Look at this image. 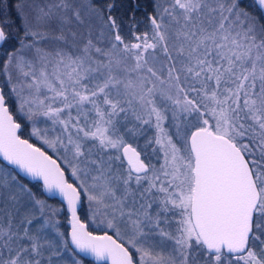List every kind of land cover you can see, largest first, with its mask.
Returning <instances> with one entry per match:
<instances>
[{"label": "snow or ice", "instance_id": "1", "mask_svg": "<svg viewBox=\"0 0 264 264\" xmlns=\"http://www.w3.org/2000/svg\"><path fill=\"white\" fill-rule=\"evenodd\" d=\"M9 7L0 264H264V0Z\"/></svg>", "mask_w": 264, "mask_h": 264}, {"label": "trees", "instance_id": "2", "mask_svg": "<svg viewBox=\"0 0 264 264\" xmlns=\"http://www.w3.org/2000/svg\"><path fill=\"white\" fill-rule=\"evenodd\" d=\"M6 2L8 3V5H10L9 8L5 9L8 21L9 22L16 21V24H14L12 27V31L15 32L16 27L19 24V21H18L17 16H16V11L14 8L15 0H6ZM133 2H134V0H116V4L118 5V7L116 10H114V14L124 18L125 20H127L129 14H130V5H132ZM138 2L140 3L141 8L139 10H137L135 14H136L137 19H142L143 15H144V6L146 5L147 0H138ZM3 3H5V0H0V5H2ZM97 3L100 4L101 6H103V4L105 3V0H97ZM148 135H151V132H149ZM143 144H144V137H141L140 138L141 147H143ZM49 202L52 203L54 206H57V207L60 206V201H58L56 199H50ZM85 210H86V207L81 208L79 211V214L82 216V218L84 216ZM61 224L63 225L62 230L67 231L68 225H67L66 219H62ZM90 228L96 234H102V232H103L102 228H97L95 225H93L91 223H90ZM82 261H83V264H95L93 261H90V260H87L84 258H82Z\"/></svg>", "mask_w": 264, "mask_h": 264}, {"label": "water", "instance_id": "3", "mask_svg": "<svg viewBox=\"0 0 264 264\" xmlns=\"http://www.w3.org/2000/svg\"><path fill=\"white\" fill-rule=\"evenodd\" d=\"M51 199H56V200L60 201L59 197H55V198H51ZM81 255H82V258L87 259V260H90V261H93L95 264H97V261L95 260L94 257H91V256H83V254H81Z\"/></svg>", "mask_w": 264, "mask_h": 264}]
</instances>
